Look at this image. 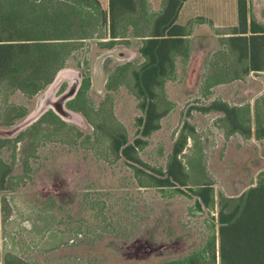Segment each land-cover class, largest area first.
<instances>
[{
    "label": "rangeland",
    "instance_id": "rangeland-1",
    "mask_svg": "<svg viewBox=\"0 0 264 264\" xmlns=\"http://www.w3.org/2000/svg\"><path fill=\"white\" fill-rule=\"evenodd\" d=\"M99 1L106 9V0ZM163 1L145 0L142 5L135 0L134 14L128 13L133 23L121 28L127 21L121 16L113 38L106 21L83 20L87 35L64 48L62 63L79 70L81 82H87L78 101L86 115L78 111L79 122L41 114L8 131L32 112L46 83L28 95L0 81V137L8 138L0 142V165L7 170L0 184V264L7 256L28 264H160L202 248L208 239L216 248L220 199L238 195L264 173V137L229 129L221 111L200 110L218 99L237 107L244 129L249 126L252 132L256 119L264 122V68L244 72L245 59L227 36L236 23V0L183 1L178 22L193 14L209 17L184 23L187 55H175L169 75L152 88L157 126L140 136L145 144L132 141L139 135L136 120L143 113V99L133 86L131 70L143 60L137 51L146 36L141 34L149 33ZM263 3L251 0V8L258 12ZM110 47L129 50L128 60L104 65ZM100 53L97 91L91 78ZM195 55L197 73L188 84ZM123 62L127 64L105 87L108 72ZM65 85L63 80L54 94ZM115 131L134 144L130 155L154 169L164 170L175 144L187 186H154L143 171L147 168L108 146L107 133ZM201 182L210 189L206 203L193 192Z\"/></svg>",
    "mask_w": 264,
    "mask_h": 264
},
{
    "label": "trees",
    "instance_id": "trees-1",
    "mask_svg": "<svg viewBox=\"0 0 264 264\" xmlns=\"http://www.w3.org/2000/svg\"><path fill=\"white\" fill-rule=\"evenodd\" d=\"M138 1L142 5L145 3V0ZM182 1L164 0L161 10L153 15L149 33L141 34L146 37L138 51L146 62L132 70L131 76L137 95L144 97L147 94L150 103L147 102L144 117H137L139 135L133 137L135 143H139L140 135L147 136L157 126L152 85L155 82L161 84L169 75L175 55H187L185 25L176 21ZM235 3L236 23L227 35L229 42L237 50V55L245 59L244 72L263 69L264 8L254 12L251 0H236ZM134 12L135 0H107L106 9L100 6L98 0H0V81L7 82L12 90L28 95L37 92L62 66L64 48L70 42L86 37L84 19L89 24L106 21L108 34L113 38L117 36L115 21L121 16L123 20L127 18L121 24V28L125 29L133 23L128 13ZM85 81H80L75 95L66 101V106L84 116L86 113L78 101L83 87L87 85ZM236 108L214 99L200 110L221 111L229 129L264 137V122L256 119L252 132L249 126L244 129ZM42 114H49L52 119L56 117L50 109ZM107 136L113 140L110 147L115 152L127 155L133 151L134 144L126 142L123 132H109ZM181 144L179 142V147ZM134 159L138 161V158ZM147 178L160 188L174 186L175 183L187 186L186 173L175 155L161 176L148 174ZM209 190V186L201 182L193 192L206 203ZM216 239V248L214 242L208 239L202 248L197 247L185 256L160 264H215L216 255L217 264H264V173L238 195L220 199L216 211ZM4 264L28 263L19 257L7 256Z\"/></svg>",
    "mask_w": 264,
    "mask_h": 264
},
{
    "label": "water",
    "instance_id": "water-1",
    "mask_svg": "<svg viewBox=\"0 0 264 264\" xmlns=\"http://www.w3.org/2000/svg\"><path fill=\"white\" fill-rule=\"evenodd\" d=\"M108 52L109 54H112L116 58H127L131 54L129 50L123 48L111 49ZM103 54L104 53H100L99 55L96 56L95 61H93V67H92V78H91L92 84L94 85L97 91L101 90L100 83L102 80V75L100 73V69L98 68L99 65L98 63L100 62L99 60H102ZM198 62H199L198 55H195L194 58L190 60L187 77H186V83L190 84L193 82V79L195 78L197 73ZM63 80L66 81L65 87L55 95L54 92L57 90L59 84ZM80 81H81V72L79 70L66 66L59 67L54 72L52 78L48 81L46 87L38 97L35 108L32 110V112L28 113L17 124L9 128L8 131H13L18 129L24 124H27L28 122L34 120V118L41 115L43 112H45L48 109H51L56 115H58L63 119L79 122L81 120V117L78 111L69 108L68 106H66L65 103L67 100H69L75 95L78 86L80 85Z\"/></svg>",
    "mask_w": 264,
    "mask_h": 264
},
{
    "label": "flooded vegetation",
    "instance_id": "flooded-vegetation-1",
    "mask_svg": "<svg viewBox=\"0 0 264 264\" xmlns=\"http://www.w3.org/2000/svg\"><path fill=\"white\" fill-rule=\"evenodd\" d=\"M146 37V36H145ZM111 49H113V48H106V50H105V52H106V58L108 57V59H109V62H105L104 63V65H110L111 63H113L115 60L116 61H118L119 59L118 58H116V57H110V55L111 54H109L108 53V51H110ZM137 51H138V49H137ZM138 54L140 55V53H139V51H138ZM112 56V55H111ZM142 58H143V60L141 61V63L139 64V66L137 67V68H139V67H141L145 62H146V58L144 57V56H142V55H140ZM124 60H128V57L127 58H123ZM122 59V60H123ZM113 61V62H112ZM127 62V61H126ZM126 62H123V63H120V64H115L114 66H113V68H112V70L111 71H109L108 72V74L106 75V81H105V87H107V83L110 81V79H111V77H112V75L115 73V72H117V71H119V70H121V69H123L124 68V66L127 64ZM137 68H133L132 70H135V69H137ZM132 70H131V72H132ZM132 74V73H131ZM156 86H161V84L160 83H158V82H155V84H153L152 85V88L153 87H156ZM151 92H152V90H151ZM152 94L154 95V97H155V95H156V93L153 91L152 92ZM146 96H147V94H145ZM146 96H140L141 97V99H143V102H141V104H140V108H142L143 109V113L141 114V115H139V116H141V117H144V115H145V107L147 108V106H148V103L147 102H149V100H148V98L146 97ZM146 102H145V101ZM150 103V102H149ZM152 105V104H151ZM155 106V105H154ZM49 110V109H48ZM27 113V112H26ZM156 115V114H155ZM26 116V114H24L22 117L24 118ZM158 115H156V117H157ZM13 122H10V123H8L7 125H9V124H12ZM19 133H17V135H18ZM16 135V136H17ZM15 136V137H16ZM141 136V135H140ZM144 136H146V135H144ZM143 136V137H144ZM14 137V138H15ZM142 137V136H141ZM8 140V138H5V137H0V142H2V141H4V140ZM132 141H134V138H133V140ZM112 142H113V140L111 139L110 140V144L108 143V146H111V144H112ZM127 142V141H126ZM131 142V141H130ZM175 142V141H174ZM132 143V142H131ZM139 143H142V145L143 144H145L146 143V139L145 138H141V139H139ZM111 150L112 151H114L112 148H111ZM115 152V151H114ZM176 152H177V147L175 146V144H174V147L172 146V149L170 150V152L167 154V162H170V161H172V157H173V155H175L176 154ZM116 154H118V155H120V156H122L123 158H125L127 161H131V162H134V163H137V160H135L134 158H138V163H140V164H138V165H142L144 168H147L148 169V171H145V170H147V169H145V170H143V169H141V170H143L144 172H147L149 175H151V176H154V177H157V176H161L162 175V173H163V171L164 170H161V169H154L153 167H151V166H149L148 165V163H146V162H142L140 159H139V157L136 155V154H133V155H130V154H127V155H125V154H121V153H117V152H115ZM166 162V163H167ZM133 163V164H134ZM132 164V163H131ZM167 165V164H166ZM165 165V166H166ZM149 168H152V170H150L149 171ZM6 172H7V170L5 171V172H3V170L1 169V165H0V184H2L3 183V176L6 174ZM147 173H144V174H147ZM49 194L46 196V198L44 199V203H47V200H49Z\"/></svg>",
    "mask_w": 264,
    "mask_h": 264
},
{
    "label": "crops",
    "instance_id": "crops-1",
    "mask_svg": "<svg viewBox=\"0 0 264 264\" xmlns=\"http://www.w3.org/2000/svg\"><path fill=\"white\" fill-rule=\"evenodd\" d=\"M184 1V0H183ZM183 1L181 2V4H180V6H179V9H178V12H177V19H176V21L178 22V13H179V10H180V8H181V6H182V4H183ZM98 2H99V4H100V6L102 7V5H101V3H100V1L98 0ZM106 2H107V0H106ZM195 17H202V18H204V19H208V17H209V15H206V14H193L192 16H190L189 18H195ZM188 18V19H189ZM188 19H186L185 20V22L188 20ZM185 22H178V23H181V24H184ZM213 25V24H212Z\"/></svg>",
    "mask_w": 264,
    "mask_h": 264
}]
</instances>
